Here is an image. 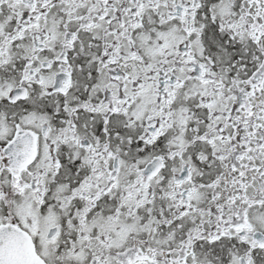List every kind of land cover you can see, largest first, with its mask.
<instances>
[{
  "label": "snow or ice",
  "instance_id": "6c2138e0",
  "mask_svg": "<svg viewBox=\"0 0 264 264\" xmlns=\"http://www.w3.org/2000/svg\"><path fill=\"white\" fill-rule=\"evenodd\" d=\"M0 264H264V0H0Z\"/></svg>",
  "mask_w": 264,
  "mask_h": 264
}]
</instances>
